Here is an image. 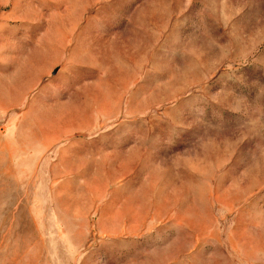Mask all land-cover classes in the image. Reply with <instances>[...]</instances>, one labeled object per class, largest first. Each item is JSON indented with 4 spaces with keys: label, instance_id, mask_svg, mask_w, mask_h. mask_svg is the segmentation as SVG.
Listing matches in <instances>:
<instances>
[{
    "label": "rangeland",
    "instance_id": "374dc122",
    "mask_svg": "<svg viewBox=\"0 0 264 264\" xmlns=\"http://www.w3.org/2000/svg\"><path fill=\"white\" fill-rule=\"evenodd\" d=\"M0 264H264V0H0Z\"/></svg>",
    "mask_w": 264,
    "mask_h": 264
}]
</instances>
